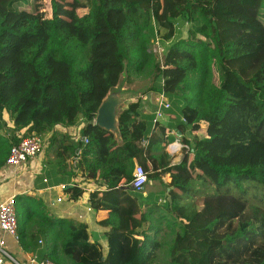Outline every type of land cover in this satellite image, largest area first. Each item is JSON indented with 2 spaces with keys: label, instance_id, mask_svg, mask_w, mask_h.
I'll return each mask as SVG.
<instances>
[{
  "label": "trees",
  "instance_id": "16d2710c",
  "mask_svg": "<svg viewBox=\"0 0 264 264\" xmlns=\"http://www.w3.org/2000/svg\"><path fill=\"white\" fill-rule=\"evenodd\" d=\"M41 1L0 0V168L22 137L82 120L86 144L54 131L47 149L57 172L102 187L89 191L88 204L106 214L107 249L89 240L85 224L49 217L40 198L22 194L21 248L54 264H148L160 245L149 240L160 230L149 217L168 211L182 222L171 264H264V0H50L45 10ZM156 36L161 62L150 51ZM123 73L127 83L147 74L145 100L164 90L171 126L177 134L189 128L191 150L178 163L163 151L173 137L155 110H139L141 96L120 112L119 139L93 124ZM137 156L148 180L169 174L163 205L127 185ZM63 157L70 163L59 165ZM193 181L216 189L200 206L184 200ZM83 193L69 185L58 196L79 202Z\"/></svg>",
  "mask_w": 264,
  "mask_h": 264
},
{
  "label": "crops",
  "instance_id": "0c3cea01",
  "mask_svg": "<svg viewBox=\"0 0 264 264\" xmlns=\"http://www.w3.org/2000/svg\"><path fill=\"white\" fill-rule=\"evenodd\" d=\"M136 97L134 98L133 101L136 100ZM153 110H155V108ZM3 119L5 120L7 126L12 125V122L11 120H9L6 112L2 113V120ZM157 121L159 124L167 127V134L173 137V139L170 142L175 141L178 147V151L171 153V151L166 147V144L165 145L163 144V151H165L169 156L171 164L178 163L181 160L184 151L191 150L190 142H191L192 134L188 127L184 129L183 134L181 133L177 134L175 129L171 126L173 120H171L167 111H164L163 116L158 118ZM83 124L84 122L79 120V122H77L75 125L54 126L53 129L47 131L43 135L46 144L41 153L31 158L27 162L20 164L16 168H11L7 165L1 167L0 168V201L10 195H21V194L30 195L35 198H40L42 203L44 204L45 213L49 217H63L74 221L76 224H85L87 226L89 240L98 242L102 250L105 252L107 249V241L104 232L105 230H107V227L102 226L99 223V220L105 217L106 214L102 211L96 212L94 209L90 208L88 204L89 191H92V189L101 190L102 187L93 185L91 183H81L82 185H79L78 180L76 178H69L67 171L57 172L58 170H55L54 167L51 166V161L46 160V155L49 152V149H47L48 138L51 136V134L54 131L57 132V135L60 136L61 134H65L70 138V140L76 142L77 136L80 133V128L82 127ZM69 129L70 131L72 130V132H69ZM159 152L160 150H156L154 153L158 154ZM55 158L53 160H56ZM138 159L139 156L135 157L134 163L137 164V162L139 161ZM69 160L70 158L63 157L62 161L58 160L57 162L60 165L66 161L69 162ZM74 168H78V166ZM46 172H48L47 175ZM163 176L165 177V179L160 180L162 184H159L158 183L159 181L155 180L152 182L156 186H150L149 188H145L144 192H142L143 188H141L138 189L137 192L142 193L143 196H146L147 194H151L150 198L151 199L157 198V202H158L159 199L160 200L162 199V196H165L166 193L164 192V190H168L166 185L170 181V177L168 173H164ZM36 177H38L37 180H35ZM40 178L42 180H40ZM147 182H151V180L150 181L148 180ZM123 184H124V180H121L120 185ZM69 185L78 186L84 190L83 198L81 199V201L79 202L66 201L64 197L59 199L58 190ZM163 187H165V189ZM154 188L156 189L155 192H154ZM164 202L165 200H163V203ZM157 215L158 214H153L151 216L158 217L160 219H165L168 214H163L162 216L160 215L157 216ZM175 220L179 225H181V223L179 222L180 219H175ZM179 227L180 226L177 225L175 226L176 229H178ZM161 229L162 228H160V230ZM0 237L4 239L5 246L8 248V250L11 253H14L18 256L19 261L18 260L17 261L20 262L21 264H27L29 257L33 253L29 250H24L23 248H21L18 241L15 240L13 237L9 236L8 234L0 232ZM4 264H14V263L5 261Z\"/></svg>",
  "mask_w": 264,
  "mask_h": 264
},
{
  "label": "built area",
  "instance_id": "2783aa9c",
  "mask_svg": "<svg viewBox=\"0 0 264 264\" xmlns=\"http://www.w3.org/2000/svg\"><path fill=\"white\" fill-rule=\"evenodd\" d=\"M164 46L158 36L155 37L154 43L151 45L150 51L156 57L158 61H162ZM154 101L156 103L155 109V120L163 116L165 109L169 108L170 104L165 97L164 90H161L158 94L154 96ZM95 117V116H94ZM94 117L92 122H94ZM82 121V120H81ZM88 136H83L80 138L81 144H86L88 142ZM142 145L146 144V140L141 142ZM45 147V138L37 134H31L29 136L22 137L17 144H13L9 148V153L6 158L5 164L11 168H16L22 163L27 162L31 158L37 156L43 151ZM166 147L174 153L178 151L177 144L174 142L168 143ZM80 156V149L76 151L75 155L71 158V163L74 167L78 166ZM148 172L140 164H136L133 170L132 178L127 183L132 189H141L145 183L148 181ZM161 179H165L162 175ZM15 196L10 195L5 199L0 201V232L8 234L18 241L17 233V217L15 213ZM60 199V197H59ZM58 199V200H59ZM132 237L136 240L142 241L144 238L139 233L132 234ZM41 242V241H39ZM5 241L0 237V264H4L5 260H10L14 264L19 263L12 255L4 249ZM27 264H54L49 259H39L36 254H32Z\"/></svg>",
  "mask_w": 264,
  "mask_h": 264
},
{
  "label": "rangeland",
  "instance_id": "374dc122",
  "mask_svg": "<svg viewBox=\"0 0 264 264\" xmlns=\"http://www.w3.org/2000/svg\"><path fill=\"white\" fill-rule=\"evenodd\" d=\"M50 0H42L41 1V9L45 10V9H49L50 8V4H49ZM182 30V36H186V25L183 26L181 28ZM151 49V47H150ZM164 50V48H163ZM127 79H126V85L127 86H133L136 87L138 89H141L142 92L139 93L137 95L136 98L139 99V96H141V98L139 99L140 101V107L139 110L142 113H146V112H152L154 107L156 106V103L153 102H148L145 100V93L146 90L150 84V78L148 77L147 74H140V75H133L131 82L127 83ZM154 95V94H153ZM154 97V96H153ZM168 101V100H167ZM80 127V126H79ZM3 131V130H2ZM61 132V131H60ZM69 132H72V130ZM43 137V135H42ZM59 137V136H58ZM81 136L80 133L77 136V141L80 140ZM174 143H176L175 141H172ZM171 143V142H170ZM46 144V142H45ZM55 158V153L52 150H49L48 154L46 155V160L48 161H53V159ZM150 181V180H149ZM152 181L155 180H151V182H146L145 185L142 187L143 190L142 192H144L145 188H149L150 186H156ZM158 181V180H157ZM159 184H162L161 181L158 182ZM203 185H201V183L197 182V181H193L192 184L189 187V191L188 194L185 195V199H188L187 202H191V201H195L199 206L203 204V198H201L203 195H205V192H207L208 194L210 193H214L215 192V186L213 185H208V187L202 188ZM165 189V187H163ZM155 188H154V192H155ZM198 191V192H197ZM251 192V190H249ZM59 192V190H58ZM248 194V199L250 201L253 200H257L256 198H254V196L252 195V192ZM142 194V193H141ZM168 196V195H167ZM166 194L165 196H162V199L158 200L159 205H163V200L168 201L169 197H167ZM22 212V210H21ZM165 214H168L166 216L165 219H159L158 217H154L151 216L150 219L155 222V225H159L160 228H162L160 231H158V233H155V230H153L151 233H149V235L151 236V238H149L150 241L156 240L160 242V245L158 247V249L155 251L154 256L152 258V260L148 263V264H171L170 260H169V248L170 245L172 243V239L174 237V234L176 232V228L175 226H180L175 219H179L178 217H175L173 215V213L168 212V211H164ZM159 216V214L157 215ZM154 217V218H153ZM176 222V223H174ZM181 224L182 222L179 221ZM167 223V224H166ZM31 225L34 226V220H31ZM164 226V227H162ZM143 235V234H142ZM149 244L151 245V242H149ZM150 245H148V248H152ZM4 249L6 251H8L12 257H14L16 260L19 261V258L16 254L11 253L8 248L5 246ZM6 262H11L10 260H5ZM20 263V262H19ZM66 264H68V261H66Z\"/></svg>",
  "mask_w": 264,
  "mask_h": 264
},
{
  "label": "water",
  "instance_id": "95a60500",
  "mask_svg": "<svg viewBox=\"0 0 264 264\" xmlns=\"http://www.w3.org/2000/svg\"><path fill=\"white\" fill-rule=\"evenodd\" d=\"M125 73L119 78L102 99L95 113L93 124L112 132L117 139L120 138L118 129V116L123 108L142 92L141 89L126 85ZM150 96V93L147 94Z\"/></svg>",
  "mask_w": 264,
  "mask_h": 264
}]
</instances>
